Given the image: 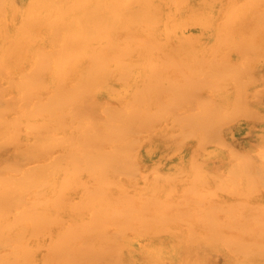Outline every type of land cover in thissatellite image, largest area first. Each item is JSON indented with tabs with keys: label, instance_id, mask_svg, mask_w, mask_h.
<instances>
[{
	"label": "bare ground",
	"instance_id": "1",
	"mask_svg": "<svg viewBox=\"0 0 264 264\" xmlns=\"http://www.w3.org/2000/svg\"><path fill=\"white\" fill-rule=\"evenodd\" d=\"M0 264H264V0H0Z\"/></svg>",
	"mask_w": 264,
	"mask_h": 264
}]
</instances>
